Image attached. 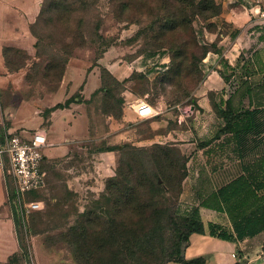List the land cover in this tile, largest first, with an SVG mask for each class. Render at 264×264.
Segmentation results:
<instances>
[{
  "label": "rangeland",
  "instance_id": "obj_1",
  "mask_svg": "<svg viewBox=\"0 0 264 264\" xmlns=\"http://www.w3.org/2000/svg\"><path fill=\"white\" fill-rule=\"evenodd\" d=\"M37 3L28 5L37 13L31 33L18 34L16 47L6 50L9 70L19 75L15 87L0 91V127L22 124L21 106L36 116L67 105L68 94L59 92L64 77L81 81L95 74L102 83L82 108L90 118L80 125L91 132L63 157L46 158L47 184L29 195L44 207L17 229L26 262L178 264L190 230L200 227L189 226L182 207L185 187L205 183L189 177L191 158L223 132V100L215 88L200 96L217 58V24L226 33L223 11L264 9V0H42L38 9ZM114 66L126 69L131 95L123 96L126 89L111 76ZM74 95L83 101L81 93ZM134 98L168 123L135 118L128 139L108 146L107 116H119ZM184 143L194 145L182 152ZM74 233L78 238L70 243ZM252 259L264 264V252Z\"/></svg>",
  "mask_w": 264,
  "mask_h": 264
},
{
  "label": "crops",
  "instance_id": "obj_2",
  "mask_svg": "<svg viewBox=\"0 0 264 264\" xmlns=\"http://www.w3.org/2000/svg\"><path fill=\"white\" fill-rule=\"evenodd\" d=\"M41 1L0 0V91L6 84L12 83L14 86L19 75L9 70L6 50L16 47L18 34L31 33V25L37 13L29 10L28 5L38 2V9ZM256 7L261 8L260 5ZM256 7L223 11L220 17L223 18L221 22L228 25L226 33H220L221 24H217V52L214 54L217 58L210 63L211 70L200 87V96L208 98L215 88V94L223 100L221 110L223 113H231L233 118H220L223 122L218 123L221 128L229 122L231 129L223 131L217 139L198 148L191 158L193 165L188 170L189 177H198L197 181L203 179L205 183L198 187H192L189 183L185 187L182 193L183 213L187 216L196 212L204 232L189 236L183 252L186 260L202 258L203 264H251L254 253L264 252V231L238 242L210 236L209 224L231 230V223L225 213L202 206V202L220 187L248 173V167L257 171V167L262 165L263 170L259 173H264V26L252 11ZM109 68L111 76L126 89L123 96L131 95L129 88L132 80L125 75L126 69L123 66ZM211 82H215V85H210ZM101 83L100 76L95 74H88L81 81L64 77L59 92L68 94L64 101L67 105L55 109L48 107L47 113L44 109L36 116L31 107L21 106L19 109L23 123L0 127V137L13 134L29 139L31 136L27 130L44 129L48 143L44 149L45 160L63 157L68 153L69 146L84 137L82 134L89 135L91 132L89 128L85 130L86 126L80 125L90 118L82 108ZM76 92L84 96L82 102L74 97ZM126 102L119 116H107L105 137L108 146L120 145L128 139L129 125L136 115L126 106ZM207 107L204 109L209 111ZM146 121H156L155 126L168 123L165 120L158 122L156 116ZM170 135L171 131L167 137ZM193 145L181 144V151L185 152ZM10 187V179L0 169V264H27L22 259L13 208L9 201ZM232 254L237 255V258H233Z\"/></svg>",
  "mask_w": 264,
  "mask_h": 264
},
{
  "label": "trees",
  "instance_id": "obj_3",
  "mask_svg": "<svg viewBox=\"0 0 264 264\" xmlns=\"http://www.w3.org/2000/svg\"><path fill=\"white\" fill-rule=\"evenodd\" d=\"M58 107L62 106L57 104L55 107H52V109ZM230 114L231 113L224 112L223 117L227 120H231L233 116L229 118L228 115ZM229 129H231V124L228 122L222 131H227ZM246 170L248 173L236 177L227 184L223 185L202 202V206L206 208L225 213L231 223V230L223 229L221 226L216 224H209L208 229L210 236L230 242H238L244 240L245 238L254 237L264 231V173H259L260 170H263V167L262 165H259V167H257V171L256 169H251L249 167ZM36 192L29 193L27 196ZM117 193L118 189H115L114 193H112L114 202L118 201L116 196ZM27 200H39L44 202L41 199L30 196ZM195 213L196 212H193L192 215H187L186 218L190 220L189 226L195 224V222H199L200 227L197 230L191 229L188 234V238L192 233L204 232L203 224L198 219L197 213ZM13 216L16 229H18V227L22 224L17 211L13 210ZM81 228H83V225L80 226V229ZM78 235L77 233L71 235L68 238L70 243L75 242ZM187 245L188 241L186 246ZM22 259L26 261L24 254H22ZM175 262L178 264H203L202 258L186 260L183 254L182 258H179Z\"/></svg>",
  "mask_w": 264,
  "mask_h": 264
},
{
  "label": "built area",
  "instance_id": "obj_4",
  "mask_svg": "<svg viewBox=\"0 0 264 264\" xmlns=\"http://www.w3.org/2000/svg\"><path fill=\"white\" fill-rule=\"evenodd\" d=\"M255 17L264 26V9L259 8ZM126 106L139 121L158 115L154 107L142 98L127 101ZM47 145L44 129L36 130L29 139L13 134H3L0 137V169L11 181L9 201L13 210L17 211L22 225H25L29 214L44 207V202L27 200V195L44 189L47 184V173L43 168L44 149ZM232 257L237 258V255L232 254Z\"/></svg>",
  "mask_w": 264,
  "mask_h": 264
}]
</instances>
